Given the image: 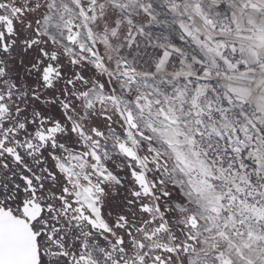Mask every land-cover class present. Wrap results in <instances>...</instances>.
<instances>
[{"label":"snow or ice","instance_id":"6c2138e0","mask_svg":"<svg viewBox=\"0 0 264 264\" xmlns=\"http://www.w3.org/2000/svg\"><path fill=\"white\" fill-rule=\"evenodd\" d=\"M0 264H264V0H0Z\"/></svg>","mask_w":264,"mask_h":264}]
</instances>
